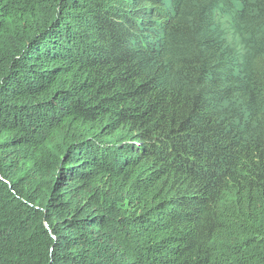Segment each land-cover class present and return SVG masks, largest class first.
<instances>
[{
	"label": "trees",
	"instance_id": "16d2710c",
	"mask_svg": "<svg viewBox=\"0 0 264 264\" xmlns=\"http://www.w3.org/2000/svg\"><path fill=\"white\" fill-rule=\"evenodd\" d=\"M0 264H264V0H0Z\"/></svg>",
	"mask_w": 264,
	"mask_h": 264
}]
</instances>
